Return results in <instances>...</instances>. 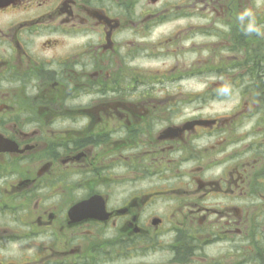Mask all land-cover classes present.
Listing matches in <instances>:
<instances>
[{
  "label": "flooded vegetation",
  "instance_id": "1",
  "mask_svg": "<svg viewBox=\"0 0 264 264\" xmlns=\"http://www.w3.org/2000/svg\"><path fill=\"white\" fill-rule=\"evenodd\" d=\"M246 7L0 0V264H264Z\"/></svg>",
  "mask_w": 264,
  "mask_h": 264
},
{
  "label": "clouds",
  "instance_id": "2",
  "mask_svg": "<svg viewBox=\"0 0 264 264\" xmlns=\"http://www.w3.org/2000/svg\"><path fill=\"white\" fill-rule=\"evenodd\" d=\"M236 20L245 35H264V30H262V26L257 23L255 12L252 8L246 7L241 10L237 14ZM220 91L222 94H228L230 92V88L225 86L220 89Z\"/></svg>",
  "mask_w": 264,
  "mask_h": 264
},
{
  "label": "rangeland",
  "instance_id": "3",
  "mask_svg": "<svg viewBox=\"0 0 264 264\" xmlns=\"http://www.w3.org/2000/svg\"><path fill=\"white\" fill-rule=\"evenodd\" d=\"M179 87H181V90H180V88H178V87H176V90H177V93H178L179 95H181L182 90L196 89V88H198L199 86L196 84L195 81H192V83L187 84L186 86H179ZM191 104H192L193 107L195 106V103H194V102L191 103ZM191 104H190V106H191ZM214 107H215V105L213 106L212 104H210L209 109L211 110V109L214 108ZM218 108H219V106H218L216 109H218ZM184 109H186V108H184Z\"/></svg>",
  "mask_w": 264,
  "mask_h": 264
},
{
  "label": "water",
  "instance_id": "4",
  "mask_svg": "<svg viewBox=\"0 0 264 264\" xmlns=\"http://www.w3.org/2000/svg\"><path fill=\"white\" fill-rule=\"evenodd\" d=\"M82 206V205H81Z\"/></svg>",
  "mask_w": 264,
  "mask_h": 264
}]
</instances>
